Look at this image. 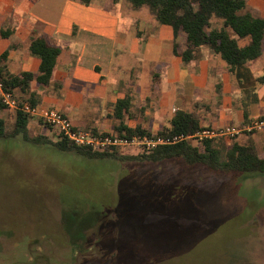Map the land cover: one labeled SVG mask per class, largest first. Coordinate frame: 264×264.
I'll return each mask as SVG.
<instances>
[{
    "label": "rangeland",
    "instance_id": "obj_1",
    "mask_svg": "<svg viewBox=\"0 0 264 264\" xmlns=\"http://www.w3.org/2000/svg\"><path fill=\"white\" fill-rule=\"evenodd\" d=\"M0 116L8 132L15 113ZM28 131L56 141L36 120ZM122 150L0 138V264H264V175Z\"/></svg>",
    "mask_w": 264,
    "mask_h": 264
},
{
    "label": "crops",
    "instance_id": "obj_2",
    "mask_svg": "<svg viewBox=\"0 0 264 264\" xmlns=\"http://www.w3.org/2000/svg\"><path fill=\"white\" fill-rule=\"evenodd\" d=\"M246 4L264 18V0ZM38 35L60 48L51 78L12 92L18 100L34 93L37 104L61 111L76 128L114 132L121 124L156 133L175 111L210 128L264 119V45L257 59L231 71L210 45L183 62L173 54L174 42L185 50L183 36L123 0H0V54L7 52L10 73L36 74L39 58L28 47ZM249 133L264 154V127Z\"/></svg>",
    "mask_w": 264,
    "mask_h": 264
},
{
    "label": "trees",
    "instance_id": "obj_3",
    "mask_svg": "<svg viewBox=\"0 0 264 264\" xmlns=\"http://www.w3.org/2000/svg\"><path fill=\"white\" fill-rule=\"evenodd\" d=\"M84 2L85 0H80ZM133 9L146 8L161 23L170 24L174 38L183 36L185 50H179L174 42L173 54L188 62L200 46L210 45L215 54L228 65L229 70L239 63L257 59L262 54L264 45V18L255 14L246 4V0H123ZM214 22L215 25H214ZM29 52L39 58L36 74L22 73L14 75L7 70V52L0 54V77L6 90L12 92L15 87L25 88L28 81L35 79L39 86H44L51 78L56 58L60 52L58 46L49 43L43 35L31 38ZM13 93V92H12ZM37 104L32 93L25 100ZM122 108L129 106L128 97L123 99ZM7 109L0 103V112ZM118 116L117 113H115ZM28 117L17 110L8 132L5 131V119L0 116V138L20 136L24 141L51 144L60 150L72 151L88 158L109 157L121 159L122 149L111 148L97 150L88 146H79L60 138L37 135L31 136L28 131ZM38 124L44 125L41 121ZM46 127V125H44ZM199 128L198 117L194 113L175 111L167 125L160 127L157 134L166 135L180 132H192ZM95 133V130H90ZM115 134H147L140 126L129 128L119 125ZM246 133L243 140L237 138L205 140L200 143L180 142L173 145L159 146L150 151L137 150V154L129 158L139 162L158 163L165 160H180L188 167L201 165L222 174L240 173L241 179L264 175V154H257L253 143Z\"/></svg>",
    "mask_w": 264,
    "mask_h": 264
},
{
    "label": "built area",
    "instance_id": "obj_4",
    "mask_svg": "<svg viewBox=\"0 0 264 264\" xmlns=\"http://www.w3.org/2000/svg\"><path fill=\"white\" fill-rule=\"evenodd\" d=\"M0 103L14 111L25 113L28 120L41 121L52 132L54 139L65 138L79 146H88L99 151L111 148H134L150 151L159 146L173 145L183 141L200 143L205 140L221 138H237L245 133L261 130L264 119L253 120L245 126L224 125L220 127H202L192 132H180L160 135L147 134H115L113 132H91L73 126L70 119L55 108H48L40 104H30L27 101H18L14 94L5 89L0 77Z\"/></svg>",
    "mask_w": 264,
    "mask_h": 264
}]
</instances>
